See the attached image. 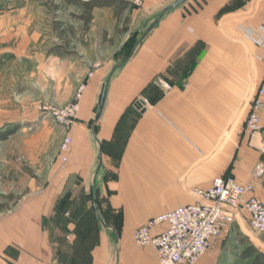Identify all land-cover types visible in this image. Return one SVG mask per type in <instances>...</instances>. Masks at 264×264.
<instances>
[{
	"label": "crops",
	"instance_id": "1",
	"mask_svg": "<svg viewBox=\"0 0 264 264\" xmlns=\"http://www.w3.org/2000/svg\"><path fill=\"white\" fill-rule=\"evenodd\" d=\"M171 1L144 0L135 13L141 21L123 33H144ZM38 4L0 0L2 130L35 127L38 116L10 117L9 104L39 99L35 91L25 96L24 90L37 88L32 83L37 73L68 55L61 47L52 50L50 35L40 28ZM102 10L115 15L112 7H99L93 18ZM161 17L112 76L105 108L94 124L103 152L97 173L100 156L91 128L103 72L88 76L87 66L97 64L93 58L81 66L87 84L80 106L85 125L75 126L69 161L54 170L53 185L36 188L17 209L0 212V264H59L43 218L53 213L64 183L74 175L95 182V202L104 221L120 227L118 240L107 229L101 232L90 264H158L153 246L136 244L135 230L150 217L191 204L196 200L192 189L206 188L217 177L254 182V194L264 203V176L252 174L264 162V129L245 130L251 100L264 86V0H188ZM25 82L29 85L23 88ZM140 98L144 112L135 105ZM262 115L264 126V110ZM119 213V222H112ZM231 229L264 249L246 211L236 215ZM223 233L219 237L228 231ZM219 237L195 264L218 263Z\"/></svg>",
	"mask_w": 264,
	"mask_h": 264
},
{
	"label": "rangeland",
	"instance_id": "2",
	"mask_svg": "<svg viewBox=\"0 0 264 264\" xmlns=\"http://www.w3.org/2000/svg\"><path fill=\"white\" fill-rule=\"evenodd\" d=\"M35 1L39 3L37 5L39 11H43L40 15V17L42 16L40 28L50 35L52 50L55 53L57 48L61 47L68 55L62 58H54L50 70L37 73V82L34 80L32 82L33 85H37V88L24 90V94H27L25 96H31V91L33 94L35 91L39 99L15 100L13 103L17 102L18 104H9L8 116L10 117L15 116V114H22L29 117L38 116L39 118L34 128L30 130L17 128L7 139L0 140V212L7 208L17 209L25 195L28 196L38 187L47 188L51 184L54 170H59L68 163L69 155L75 143L73 134L75 126L78 124L85 125V121L81 117L82 107H80L83 92L80 98V109L74 114H69L68 111L76 100L82 85L84 90L87 87L86 82H82L81 66L83 68L86 60L93 58L97 64L87 66L89 67L88 76L97 71H102L105 82L112 66L129 53L133 43L131 41V44L125 47L131 34H125L121 29L128 25L134 28L142 19L141 16L136 17L135 13L138 12V8L142 6L143 2L141 5H137L134 0H130L132 5L124 12L122 19L119 20L115 15L112 18L109 13L102 10L96 13L95 18L86 28L83 20L77 17L83 12L80 6L66 4L64 0ZM128 18L130 20L126 22ZM150 23L151 19L147 21L144 28ZM142 34L141 30L137 31L134 33V39H139ZM23 85L25 88L29 82H25ZM100 97L101 95H99L96 103V112ZM261 129L263 130L264 126ZM68 136L73 138V142L69 152L65 153L62 151V144ZM64 154L68 155L66 161L63 160ZM91 183L92 180L89 181L88 177L84 179L78 175L67 179L63 185L62 195L67 193L70 194L71 198L68 199L66 205L74 210L80 206L84 209L89 206L92 207L91 195L89 194ZM61 184L59 185L60 189ZM91 219L97 224L96 237H99V240L101 232L106 231V229L110 236L117 239L116 235L119 230L114 227V232L113 229L105 227L99 221L95 210L91 212ZM48 223L52 232L55 231L56 224L51 220ZM231 227L228 234L219 237L217 264H252L253 257L243 258L241 255V252L247 249L249 244H243L239 232L236 230L234 232ZM252 232L264 246V234L253 229ZM94 234L92 230V237ZM73 237V234L70 233L66 237L67 239L58 240L66 253L69 250V241Z\"/></svg>",
	"mask_w": 264,
	"mask_h": 264
},
{
	"label": "built area",
	"instance_id": "3",
	"mask_svg": "<svg viewBox=\"0 0 264 264\" xmlns=\"http://www.w3.org/2000/svg\"><path fill=\"white\" fill-rule=\"evenodd\" d=\"M143 1L134 0V3L141 5ZM166 87L171 88V85L166 84ZM83 90L82 85L68 109L69 114L80 109ZM251 101L245 130L253 134L262 128L264 86ZM72 142L71 136L66 137L62 151L68 153ZM63 160H68L67 154L63 155ZM252 174L255 179L262 178L264 162L257 164ZM255 190L254 182L242 184L229 175L217 177L206 188L192 189L196 200L191 204L150 217L135 230V242L141 247L153 246L158 253V264H195L208 251L212 239L228 231L236 222V215L243 210L248 214L251 228L264 234V203L254 194Z\"/></svg>",
	"mask_w": 264,
	"mask_h": 264
},
{
	"label": "trees",
	"instance_id": "4",
	"mask_svg": "<svg viewBox=\"0 0 264 264\" xmlns=\"http://www.w3.org/2000/svg\"><path fill=\"white\" fill-rule=\"evenodd\" d=\"M66 4H75L83 9L81 14L77 17L83 20L84 26L89 27V24L93 20V11L99 7H112L115 9V16L119 20L122 19V15L131 7V2L128 0H64ZM130 18L126 22H129ZM128 27L125 26L121 29L122 32H127ZM136 33V32H134ZM134 33L131 34L129 41L125 47L129 46L131 41V49L129 53L120 59L125 60L130 56L134 46L138 43L139 39H134ZM18 127H12L7 130L0 129V140L7 139L8 136L16 131ZM91 195V194H90ZM71 198L70 194L65 193L62 195L54 206L53 213L43 218V224L46 229L50 230V238L54 253V258L59 264H90L92 260V248L99 242V237H96L97 229L96 222L91 219V212L94 208L87 207L86 209L76 207V210L69 208L66 204L68 199ZM94 214V213H93ZM90 215V216H89ZM89 217V218H87ZM120 218V213L114 216L112 222H119L117 219ZM53 221L57 228L52 232L49 227V221ZM72 225V227H71ZM118 230L119 226H115ZM92 230L95 233L92 237ZM117 230V231H118ZM241 242L243 244H249L248 248L241 252L243 258H252V264H264V252L260 250L248 236L240 231ZM73 234V239L69 241V250L66 251L62 248L58 240L67 239L68 234ZM58 239H57V238ZM252 242V243H251Z\"/></svg>",
	"mask_w": 264,
	"mask_h": 264
},
{
	"label": "water",
	"instance_id": "5",
	"mask_svg": "<svg viewBox=\"0 0 264 264\" xmlns=\"http://www.w3.org/2000/svg\"><path fill=\"white\" fill-rule=\"evenodd\" d=\"M186 1L188 0H173L171 1V4L165 6L164 8L160 9L158 12H157V15H156V19L155 21L144 31L143 33V36L139 39L138 43L141 42L143 40V38L149 33V31L157 24V22L162 18L161 16L163 14H165L166 12H168L169 10H171L172 8H175V7H178V6H181V5H184L186 4ZM121 65V63H115V65L112 67V69L110 70L109 74L107 75V78L104 82V85L102 87V94H101V97H100V101H99V104H98V109H97V112H96V115L94 117V123L92 124V128H91V133L92 135H94V138L96 140V142L98 143V150H99V156H100V159H99V166L96 170V173L100 170L101 166H102V158H103V152L101 150V147H100V143H99V140H98V137L95 133V122H97V120L100 119L101 115H102V111L103 109L105 108V103H106V100H107V97H108V94H109V87H110V83H111V80H112V76L113 74L115 73V70ZM141 110L142 112H144V106H145V101L143 99H139L136 101V104ZM94 187H95V182H92L90 184V191H89V194H91V204H92V208H94L97 216H98V219L100 222H102V224L105 226V227H108V228H111L114 230V227L111 226L110 224H108L107 222L104 221L103 219V216L101 214V212L99 211V209L97 208L96 206V202H95V193H94ZM115 232V230H114ZM117 236V235H116ZM118 240V236H117V239Z\"/></svg>",
	"mask_w": 264,
	"mask_h": 264
}]
</instances>
